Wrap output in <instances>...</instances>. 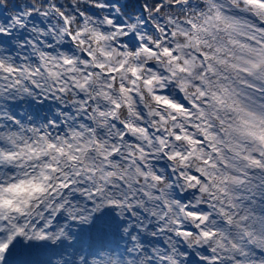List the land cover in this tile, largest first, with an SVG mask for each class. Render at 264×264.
<instances>
[{
    "label": "snow or ice",
    "instance_id": "obj_1",
    "mask_svg": "<svg viewBox=\"0 0 264 264\" xmlns=\"http://www.w3.org/2000/svg\"><path fill=\"white\" fill-rule=\"evenodd\" d=\"M0 264H264V0H0Z\"/></svg>",
    "mask_w": 264,
    "mask_h": 264
}]
</instances>
